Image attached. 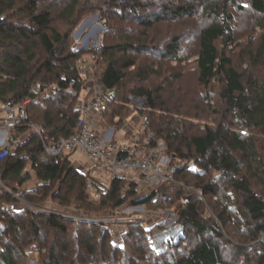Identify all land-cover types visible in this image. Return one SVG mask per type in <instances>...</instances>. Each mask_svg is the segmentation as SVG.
<instances>
[{
    "label": "trees",
    "instance_id": "1",
    "mask_svg": "<svg viewBox=\"0 0 264 264\" xmlns=\"http://www.w3.org/2000/svg\"><path fill=\"white\" fill-rule=\"evenodd\" d=\"M178 1H166L151 12L152 0H0V102L29 99L27 119L16 135L28 134L27 125L32 124L54 141L70 139L80 117L78 102L86 79L76 68L78 53L68 44L84 17L102 11L115 20L134 18L149 29L165 20L191 18L200 8L206 23L199 31L195 55L197 84L205 91L197 93L190 110H173L163 96V84L173 85L184 72L174 67L162 78L172 61L178 66L187 63L182 49L190 40L173 38L159 48L124 35L122 44H103L93 52L104 65L101 83L117 92L103 117L109 115L118 124L124 116L137 121L146 115L155 133L151 148L163 143L172 163L196 161L197 170L186 166L178 171L179 186L163 184L160 189L170 197L166 209L184 202L177 214L184 227L183 241L166 255L151 250L150 234L166 228L171 218L150 229L141 221L125 225L121 246L112 226L65 221L21 205L13 194H21L35 178V187L21 196L33 205L51 200L90 213L119 209L131 199L136 206L165 208L139 197L138 181L112 179L103 191L90 172L72 167L70 154L55 162L46 155L41 136L28 134L16 153L0 163V181L11 191L0 188V264H29L33 252L39 253L41 264H264V245L259 243L264 233V82L252 73H240L226 52L234 43L230 7L245 0ZM250 5L263 17L259 24L264 27V0H250ZM57 23L67 30H60ZM250 54L253 67L264 65V45ZM143 56L146 64L138 65ZM129 76L141 86L128 87ZM152 76L162 84L146 88ZM216 81L223 88L218 105L208 108L214 125L203 124L202 104L213 98L206 90ZM37 83L42 89L33 95ZM129 94L146 99V108L125 114ZM90 191L100 198L94 201ZM9 204L17 209L10 210ZM208 206L213 214L206 216Z\"/></svg>",
    "mask_w": 264,
    "mask_h": 264
},
{
    "label": "rangeland",
    "instance_id": "2",
    "mask_svg": "<svg viewBox=\"0 0 264 264\" xmlns=\"http://www.w3.org/2000/svg\"><path fill=\"white\" fill-rule=\"evenodd\" d=\"M166 1H175L174 3L177 4L178 0H152L153 4L149 6L151 12H155L157 7L163 5ZM200 5V4H199ZM198 5V6H199ZM197 6V5H196ZM239 6H242L244 10H240ZM235 6H231V12L234 15L233 18V38L234 43L226 50L227 54L230 55L233 59L234 67L243 75H248L249 73L254 74L259 82H264V65L259 66L258 68L253 67L251 62V54H255L263 45H264V27H262L259 22L262 20L263 17L257 15L251 8L250 0H245L244 2L240 3ZM200 8H198V12L191 18L184 17L181 20H165L161 23L154 24L153 27L149 29L142 28L138 25V22L130 17V19L125 18V21L118 20V19H111L112 15H105L104 12L100 11L97 13L90 14L81 21V23L77 26L78 28L72 33L68 47L69 49L72 48L74 52H77L79 61L76 64V68L79 69V74L81 73L84 75V79L86 82L84 83L83 87L86 86L89 88H93L96 83L101 82V74L104 68L102 62L97 61L98 59H92L94 56V51L101 48L103 44H107L108 46L122 44V37L127 35L129 38L135 41H139L141 43L147 45H153L156 47L166 46L169 44L173 38H180V39H187L189 43H184V49H182V53L187 56L188 60L187 63H183L181 66L175 64L174 61L169 63L167 67L164 69V77L166 78L167 75L169 76L172 72L171 69L174 67L178 69L179 72H184L183 78L179 81L171 82L167 85L163 84L164 92L163 96L168 101V105L171 106L173 110L182 109L183 111L190 110L194 104L193 100H195L197 93L204 92L205 88L198 87L197 84V72L196 68V54L198 52L199 47V39L198 34L199 31L206 26V23L203 21V17ZM90 21V22H89ZM60 30L64 31L67 28L63 27L60 23L56 25ZM143 44V45H144ZM188 46V48H187ZM187 48V51H185ZM222 49V45L219 46ZM181 53V54H182ZM43 59L42 52L38 56ZM143 56L138 58V65L146 64V60ZM169 71V72H168ZM173 73V72H172ZM134 77L129 76L127 79L128 87L132 89H137L140 83L137 81H133ZM162 82L157 76H152L150 81L145 83L146 88H156ZM222 85L217 81L213 83L210 89L206 91H212L213 98L210 104L208 102H204L202 104V123L214 125V115L208 113V108L210 105L216 107L219 100V94L222 89ZM83 89V88H82ZM127 100L129 102V109L127 113L134 112L135 110H143L146 108V99L134 96V95H127ZM195 106V105H194ZM193 106V107H194ZM192 107V109H193ZM114 109V108H113ZM115 110V109H114ZM112 110V111H114ZM131 114V113H130ZM148 114V113H145ZM130 117V118H129ZM126 118V116L121 117L119 119L118 124L110 118V116H105L102 118V122L106 124L108 128H111L117 134H121V136L125 138H130V135L135 131V128L141 124L140 118L137 121H132L131 116ZM41 127V126H39ZM25 135V134H24ZM163 144V143H161ZM76 157L78 154H75ZM80 157V156H78ZM74 159H76L74 157ZM81 169H84L83 167ZM92 170V169H91ZM96 177L101 179L110 180V176L108 173L100 172L97 170ZM140 176V174H138ZM94 178V177H93ZM139 180H144L143 178H139ZM36 184V179H32L29 182L27 188H34ZM151 184V181L143 182L144 189H139L138 196L145 197L147 186ZM23 191H28L30 189H22ZM174 190H176L174 188ZM95 191H90L92 199L97 201L92 193ZM148 194V193H147ZM173 191L171 190V195ZM172 198H177L172 195ZM93 201V202H94ZM174 199L172 200V202ZM175 202V201H174ZM184 202L177 201L175 205L171 209L165 208H147L145 210L138 208L136 209V205L132 203L131 199L125 203V206L121 208L122 210L118 209H110L106 211H97V212H85L74 205L72 207H64L60 206L51 200H48L44 203L38 204L43 205V208L50 212H57L58 210L61 212H65L69 214L70 212H76L79 214L81 218L87 217V219H95V220H116L113 223H118L119 220L124 218V222H128L130 225V221L132 219H136L137 221L141 218V222H143L144 226L150 227L155 226L158 224V221H162V218L166 220V218H170L172 215V209L179 210V207L183 205ZM119 211V212H118ZM206 216L212 215V210L208 206L205 212ZM128 220V221H127ZM139 223V222H137ZM107 226H112L115 236V241L118 245H123L124 242V233H125V226L118 227L117 224H111ZM41 259V257H40Z\"/></svg>",
    "mask_w": 264,
    "mask_h": 264
},
{
    "label": "built area",
    "instance_id": "3",
    "mask_svg": "<svg viewBox=\"0 0 264 264\" xmlns=\"http://www.w3.org/2000/svg\"><path fill=\"white\" fill-rule=\"evenodd\" d=\"M92 59L94 60L96 58L93 57ZM79 75L84 79V75L81 73ZM41 89V83H37L32 88L31 93L37 95ZM93 91L94 93L91 99L85 100L82 97L79 98L78 108L80 117L76 122L77 126L70 139L47 140L42 135L41 127L32 124L27 125L28 134L41 136L46 155L53 158L55 162H58L60 156L63 154H70L72 157L78 154L87 160L91 165V169L96 168V172L98 170L108 173L110 180L125 178L128 181L137 182L138 174L143 179L153 180L147 186L146 192L148 194L146 193L145 197L150 198L149 200L152 206L167 207L170 197L167 193L160 190L161 185L179 186L180 183L176 180L178 171L186 166L188 169L197 170L196 161L192 159L172 163V158L170 154H167L164 144L160 143L158 147L151 148L150 142L152 139H155V133L150 129V122L146 115L140 117L141 124L138 128H135V131L127 140L116 142L111 139L102 138L95 127L94 119L96 117L103 118V113L116 101L117 92L115 90L105 89L101 82L95 84ZM28 103L29 99L21 102L16 100H8L5 103L0 102V163L7 156L15 154L17 149L23 145L24 138L17 136L16 132L24 127V121L27 119L26 106ZM71 164L77 170L83 167L82 163L74 159V157L72 158ZM94 179L103 191L108 189L110 180H104L98 177H94ZM0 188L7 192L9 191L1 181ZM24 192L21 190V194H13L21 205L30 207L32 210L40 213L51 214L65 221L92 222L104 226L117 224L118 227L129 224L128 222H124L126 221L124 218L119 220L118 223H113L116 220L106 219L99 221L92 218L87 219V217L81 218L75 211L67 214L58 210L53 213L44 209L43 205H33L24 201L21 198ZM92 195L95 199L100 198L98 192H93ZM8 207L10 210L17 209L14 204H9ZM180 207L177 211L172 209V216L170 217L172 220L167 224L166 228L150 234L149 242L153 252L159 255H166L169 253L172 245L181 243L185 238L184 227L179 223L177 218ZM121 208L119 209L122 210ZM138 208L145 210L146 206L138 205L136 209ZM136 219H132L130 223L133 224L142 220L141 218L138 221ZM164 220L162 218V221ZM162 221L159 220L158 223ZM259 243L264 245V233L260 236ZM184 245L186 244L184 243Z\"/></svg>",
    "mask_w": 264,
    "mask_h": 264
},
{
    "label": "crops",
    "instance_id": "4",
    "mask_svg": "<svg viewBox=\"0 0 264 264\" xmlns=\"http://www.w3.org/2000/svg\"><path fill=\"white\" fill-rule=\"evenodd\" d=\"M81 92H82L81 97L84 98L85 100L86 99L87 100L91 99L92 96H93V93H94L93 88H91V87L88 88L87 86H86V88L83 87V89H82ZM94 124H95V127H96L97 131L100 133V135H101L102 138H106V139H109V140L111 139V140H114L116 142H120V141H124V140H127L128 139V138H125V137L121 136V134L119 135V134L115 133V131L113 129L108 128L106 126V124H104L102 122V118H100V117H96L94 119ZM27 137H28V134L23 135L24 140ZM78 156L76 157V155H73V157H75L77 160H79L82 163L83 168H84V169H78V171H81L82 173L87 174V175L90 172L92 176L96 177L97 172L95 170L94 171H91V165L87 162V160L84 159L82 156H80V157H78ZM140 176H138V182H139V187L141 189H144V187L142 185L143 182H146L148 180L149 181H153L151 179L139 180V177ZM36 183H37V181H36ZM28 185H29V182L26 183L22 189H24V188L30 189V190L33 189V187L32 188H27ZM30 255H31V258H30L31 261H30L29 264H40L41 259H40L39 253L33 252Z\"/></svg>",
    "mask_w": 264,
    "mask_h": 264
},
{
    "label": "water",
    "instance_id": "5",
    "mask_svg": "<svg viewBox=\"0 0 264 264\" xmlns=\"http://www.w3.org/2000/svg\"><path fill=\"white\" fill-rule=\"evenodd\" d=\"M90 22V21H89Z\"/></svg>",
    "mask_w": 264,
    "mask_h": 264
}]
</instances>
